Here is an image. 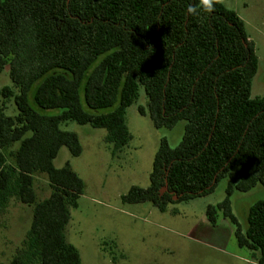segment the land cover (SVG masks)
<instances>
[{
  "label": "trees",
  "instance_id": "trees-1",
  "mask_svg": "<svg viewBox=\"0 0 264 264\" xmlns=\"http://www.w3.org/2000/svg\"><path fill=\"white\" fill-rule=\"evenodd\" d=\"M7 64L13 87L0 96L16 114L0 106V149L18 147L12 164L0 152V213L12 195L32 206L12 264L81 263L64 229L84 182L68 164L52 163L61 146L77 156L81 145L60 123L104 128L116 152L130 138L124 114L139 87L147 98L141 114L157 128L183 120L184 129L175 147L160 139L149 185L130 186L121 202L164 211L211 193L234 170L206 216L214 224L220 210L237 244L264 264V198L248 208L245 227L230 207L234 191L264 186V95L251 96L259 60L233 9L218 0H0V73ZM35 173L51 188L40 201Z\"/></svg>",
  "mask_w": 264,
  "mask_h": 264
},
{
  "label": "rangeland",
  "instance_id": "rangeland-1",
  "mask_svg": "<svg viewBox=\"0 0 264 264\" xmlns=\"http://www.w3.org/2000/svg\"><path fill=\"white\" fill-rule=\"evenodd\" d=\"M218 1L234 9L245 23L259 60L251 96L264 95V0ZM8 70L7 64L0 73V89L12 86ZM0 106L6 115L16 114L11 98L0 96ZM140 107L146 111L147 98L142 87L124 114L130 138L116 152L112 151V143L105 140L104 128L74 121L60 123L61 129L78 136L81 145L77 156L61 146L52 160L56 168L68 164L84 182L78 206L69 207L70 217L64 229L66 241L79 253L80 264H257L251 250L237 244L234 225L220 210L216 212L214 224L206 216L208 205L215 206L224 199L226 185L235 176L234 170L220 179L211 193L169 202L164 211L148 201L121 202L120 196L130 186L146 188L149 185L152 160L160 139L166 138L169 146L175 147L183 135V120L172 128H157L147 112H139ZM17 147L18 142H13L6 149H0L6 163H13ZM32 188L36 201L51 192L43 173L34 174ZM263 198L264 186L260 184L232 193L231 211L243 227L248 208ZM31 219L32 206L21 203L15 195L10 196L0 213V264H12L13 259L21 256Z\"/></svg>",
  "mask_w": 264,
  "mask_h": 264
},
{
  "label": "water",
  "instance_id": "water-1",
  "mask_svg": "<svg viewBox=\"0 0 264 264\" xmlns=\"http://www.w3.org/2000/svg\"><path fill=\"white\" fill-rule=\"evenodd\" d=\"M165 190V188H163L162 190H161V192H163Z\"/></svg>",
  "mask_w": 264,
  "mask_h": 264
},
{
  "label": "crops",
  "instance_id": "crops-1",
  "mask_svg": "<svg viewBox=\"0 0 264 264\" xmlns=\"http://www.w3.org/2000/svg\"><path fill=\"white\" fill-rule=\"evenodd\" d=\"M234 10V9H233ZM235 11V10H234Z\"/></svg>",
  "mask_w": 264,
  "mask_h": 264
}]
</instances>
